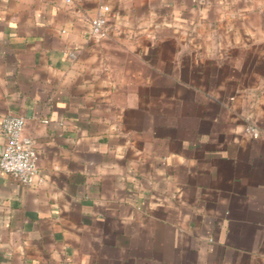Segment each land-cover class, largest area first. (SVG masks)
<instances>
[{"label": "crops", "instance_id": "1", "mask_svg": "<svg viewBox=\"0 0 264 264\" xmlns=\"http://www.w3.org/2000/svg\"><path fill=\"white\" fill-rule=\"evenodd\" d=\"M7 114L0 264H264V0H0Z\"/></svg>", "mask_w": 264, "mask_h": 264}, {"label": "built area", "instance_id": "2", "mask_svg": "<svg viewBox=\"0 0 264 264\" xmlns=\"http://www.w3.org/2000/svg\"><path fill=\"white\" fill-rule=\"evenodd\" d=\"M110 12L109 5H102L90 20L91 33L95 38H108ZM25 125L26 121L22 116H4L0 125V135L4 139L0 153V169L22 184L34 186L39 179L38 152L35 141L24 134ZM248 131L255 137L258 136L255 126H249Z\"/></svg>", "mask_w": 264, "mask_h": 264}]
</instances>
